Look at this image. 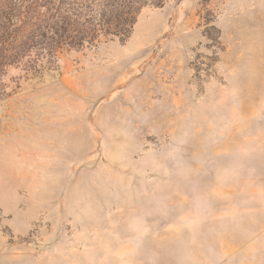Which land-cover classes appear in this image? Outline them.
<instances>
[{"label":"rangeland","instance_id":"obj_1","mask_svg":"<svg viewBox=\"0 0 264 264\" xmlns=\"http://www.w3.org/2000/svg\"><path fill=\"white\" fill-rule=\"evenodd\" d=\"M0 264H264V0L8 68Z\"/></svg>","mask_w":264,"mask_h":264},{"label":"trees","instance_id":"obj_2","mask_svg":"<svg viewBox=\"0 0 264 264\" xmlns=\"http://www.w3.org/2000/svg\"><path fill=\"white\" fill-rule=\"evenodd\" d=\"M150 4L161 0H0V78L37 47L54 58L100 39L123 41Z\"/></svg>","mask_w":264,"mask_h":264}]
</instances>
